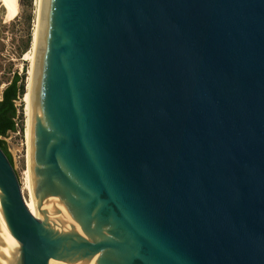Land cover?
I'll return each instance as SVG.
<instances>
[{
    "label": "water",
    "instance_id": "1",
    "mask_svg": "<svg viewBox=\"0 0 264 264\" xmlns=\"http://www.w3.org/2000/svg\"><path fill=\"white\" fill-rule=\"evenodd\" d=\"M29 108L0 264H264V0H40Z\"/></svg>",
    "mask_w": 264,
    "mask_h": 264
},
{
    "label": "rangeland",
    "instance_id": "2",
    "mask_svg": "<svg viewBox=\"0 0 264 264\" xmlns=\"http://www.w3.org/2000/svg\"><path fill=\"white\" fill-rule=\"evenodd\" d=\"M39 4L40 0H0V99L4 88L15 76L19 77L18 85L24 84V93L15 101L17 129L9 131L1 139L11 154L24 201L29 198L27 173L30 153L25 95L32 82L34 58L31 55H34L32 44L38 25ZM21 111L23 118L18 117Z\"/></svg>",
    "mask_w": 264,
    "mask_h": 264
},
{
    "label": "trees",
    "instance_id": "3",
    "mask_svg": "<svg viewBox=\"0 0 264 264\" xmlns=\"http://www.w3.org/2000/svg\"><path fill=\"white\" fill-rule=\"evenodd\" d=\"M19 77L15 76L13 80L4 88L0 99V147L12 163L11 154L8 152L4 141L1 139L9 131H16L17 107L15 101L24 93V84L18 85ZM23 118L22 111L18 115Z\"/></svg>",
    "mask_w": 264,
    "mask_h": 264
},
{
    "label": "bare ground",
    "instance_id": "4",
    "mask_svg": "<svg viewBox=\"0 0 264 264\" xmlns=\"http://www.w3.org/2000/svg\"><path fill=\"white\" fill-rule=\"evenodd\" d=\"M36 26H38V25H36ZM36 37H37V29H36V31L34 33V36H33V44H32V49L34 50L33 51L34 52V55H35ZM34 55H31V56H33V58H34ZM30 91H31V82L29 83L28 90H27V93L25 95V98H26V101H27V109H28L27 111H28V115H29L28 116L29 117V123H28L29 124V128H28L29 130L27 132L29 144H30V108H29ZM27 174H28L27 175L28 176V178H27V188H28V191H29V198L26 199L25 203H26V206L28 207V209L30 210V212L32 214H34V216H36L35 204H34V198H33V190H32V181H31V163H30V158L28 160V173Z\"/></svg>",
    "mask_w": 264,
    "mask_h": 264
}]
</instances>
